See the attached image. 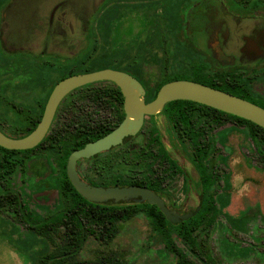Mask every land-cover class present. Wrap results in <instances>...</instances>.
Listing matches in <instances>:
<instances>
[{
  "label": "rangeland",
  "instance_id": "obj_1",
  "mask_svg": "<svg viewBox=\"0 0 264 264\" xmlns=\"http://www.w3.org/2000/svg\"><path fill=\"white\" fill-rule=\"evenodd\" d=\"M102 1L55 0L56 3L66 2L71 11L69 18L60 24V29L67 31L66 43L62 36L59 37L56 34L57 55L63 56L64 49L70 47L72 60L80 59L86 55L84 52L93 50L96 46L98 53H93V57L101 62L104 58H112L113 60L105 62L109 66L115 63L114 60L124 56V53L119 52L122 46L118 42L107 43L103 37L101 40L100 36L92 42L91 36L89 38V24L92 29L94 10ZM182 2L183 5L180 8L184 31L203 49H210L211 43L216 41L214 31L226 18L232 21L234 33L240 31L241 34L253 38L256 29L264 32L263 11L242 15L236 7L229 4L230 0H182ZM28 3L31 4L30 1ZM24 25L30 28L31 23L28 20ZM140 28V26L135 27V35L131 43L134 45V52L137 51L136 47L143 45V48L131 67L148 89L154 88L166 74L172 75L171 78L175 80L192 78L190 69L186 65L196 59L199 62L201 59H198L196 55H194L195 58H189L186 55L182 57L183 61L180 64L171 66L172 55L165 49L169 44L155 36L152 25L149 26L150 29L152 28L151 32L146 31L141 37L137 34ZM184 31H178L175 37L177 42L184 39L182 35ZM128 44L124 45L128 46ZM38 50L34 49V51ZM105 50L108 53L105 54ZM216 51V58L205 60L214 69L233 68L251 71L264 65V48L251 59L246 56L231 58L218 47ZM151 53L159 57L160 63L151 59ZM147 58H150V61ZM18 80H9L8 83L13 84L12 88L3 91L7 100L16 103L22 101L15 86ZM252 88L264 99V78L254 79ZM25 98L29 99V97ZM4 105L0 106V114L11 119L15 118V111L5 108ZM107 114L108 112L104 110V115ZM228 121L214 131L211 140L213 149L205 160L222 176V179L216 181L208 193L213 194L219 214L212 228L198 230V239L205 242L212 254L225 264H264V158L258 153L248 133V127L233 120ZM154 126L160 132L171 155L185 168L190 183L187 195L182 194L180 193L182 181L178 178L169 185L167 194L172 197V200L166 199L170 205L177 203L175 205L177 212L192 210L200 204L197 170L184 152L177 148L170 129L171 122L168 121L164 111L145 118L144 126H142L144 136ZM184 149L191 154V142H185ZM63 154L62 150L50 148L34 151L25 159L26 169L18 168L10 177L11 190L28 202L31 210L41 217H48L65 207L66 201L60 182L62 175L60 158ZM2 160L3 154L0 152V165ZM81 164L84 166L85 162ZM2 189L0 183V191ZM118 227V233L109 241H102L90 235L80 252V258L94 259L98 249H101L117 251L120 256L135 264H173L175 262L176 255L165 247L161 234L153 230L147 215L138 213L120 222ZM173 236L180 246L185 247L175 232ZM51 247L47 239L19 221L12 210L5 208L1 212L0 264H38V258Z\"/></svg>",
  "mask_w": 264,
  "mask_h": 264
},
{
  "label": "flooded vegetation",
  "instance_id": "obj_2",
  "mask_svg": "<svg viewBox=\"0 0 264 264\" xmlns=\"http://www.w3.org/2000/svg\"><path fill=\"white\" fill-rule=\"evenodd\" d=\"M27 1H30L31 4H29ZM106 2H108V0H103L102 2L97 4L94 10V15L92 17L94 21V27L91 29L89 24L88 35L89 38L91 36L92 42L98 36L101 37V40L102 37L104 39V31L102 29L104 23L96 18V16L101 15L103 11H105L104 9L100 10V8H102ZM178 2L179 5L175 13L176 19L179 22V26H182L179 31H184V27L181 21L182 9L180 8L182 7L183 2L182 0H178ZM163 4L165 5V1L139 0L138 2L137 0H111V2L107 5H112V18H104L105 23L110 25L112 28L108 41L110 42L111 38L115 39L116 34L118 35V33L122 31L124 42L120 44L122 47L119 49V52L125 47L128 48V52L134 54V45H132L133 43H131V39L135 35V27L137 28L138 26H142L135 23L136 18L138 16H141L146 23V28L142 34L146 33V31L149 30L151 32L152 28L150 29L149 26L152 25L153 22L152 15L157 12H159V14L163 13ZM229 4L233 7H238L237 3H232L230 1ZM136 5H138L139 7L138 10L136 9ZM70 12V8L68 9L66 2L56 3L55 0H47V2H45V0H21V2L20 0H4V2H0V106L2 104H5V108H11L15 111V118L12 119L4 116L3 114H0V129L3 132L4 129L10 130L13 127V124H17V127L24 132H27L28 130H30L31 132L41 120L48 98L57 82L72 74L90 72L85 70L86 65H84L83 63L87 64L88 59L98 60L93 57V53H98L96 51V46H94L96 50L84 52V54L86 55H84L80 59L72 60L70 47L64 49L65 53H63V56L56 54V34L59 37L62 36L64 38V43H66L65 41L67 31L66 29L61 30L60 24L64 23L67 20L66 18H69V16L71 15ZM259 13L262 12L259 11ZM111 14H109V16ZM28 20L31 23L30 28H26L24 25V23H26ZM149 20H151L150 24ZM231 23L232 21L226 18V20H223L221 22V26L219 28H216V30L214 31L216 41L211 43L212 46L210 47V49H203L202 47H200L197 41H195L193 38L188 37L185 31L184 33L182 32L184 39H182V41L180 42H177V39L175 38L178 33L177 31L174 35L162 39L167 44H169L167 47H165L166 52L173 55L175 51L180 55L181 58L186 55H188L187 57L189 58H195L194 55H196L198 59H201L204 63H206L205 60L212 57L216 58V47H218L219 50H222L225 54L231 56V58L246 56L250 59L253 58L255 54L259 53L262 48H264L263 31H258L256 29L254 37L251 38L245 34H241L240 31L239 33H234ZM260 27H258V29L262 28ZM140 30L141 28L139 29L137 34H139ZM126 43H129L128 46L124 45ZM34 49L39 50L34 51ZM125 71L134 75L128 70ZM14 79H19V82L15 84V86L19 91L18 95L22 99V101H19L20 103H16L12 100H7V97L3 92L12 88L11 85L13 84H9L8 82L9 80ZM138 79L143 84L147 94L148 90L150 89L146 87V85L140 78ZM104 86L106 85L97 81L76 87L75 89L67 93L57 107L47 134H49L50 130L53 128L54 123L57 120L58 109L61 106L67 104L69 109H67V111H64V121L70 122L80 119L88 121L89 124L96 125V123L100 122L105 117L104 110L108 112V117L112 118V120L116 119L117 114L115 106H117L118 116H121L123 120L125 117L124 96L120 87L117 84H111V86H113L114 88H116L117 86L121 91V94L123 96L121 105L115 101V99L119 95L117 91L109 93L110 95H114L115 97L109 95V97L107 98L103 97L105 94L103 91ZM257 93L259 94V92ZM259 96L261 95L259 94ZM25 97H29V99L26 100ZM104 105H106L107 107H104ZM121 106L123 114L121 111ZM162 111L167 114L168 121L171 122L170 129L177 148L182 150L188 160L192 163V158L194 157V154L198 152V148L193 145L191 139L197 137L202 138V141L199 142V145H201L199 153L206 154V157L204 159L205 161L211 154V151L213 149L211 140L214 131L229 122V119L227 120V118L223 116V118L225 119L224 123L220 124L219 126H215L213 111L207 110L202 106H197L194 109V111L192 112V119L187 123L181 122L178 124L177 122H172V120L168 116L167 111H165V109H163ZM34 123L35 126H33ZM142 126H144V123ZM152 129H155V131H152ZM152 129L146 136H144V132L142 131L141 127V129L135 135L125 137L121 144L114 146L107 151L100 152L92 156L91 158L79 159L76 163V169L80 177L84 181L95 186H144L142 184L135 183L137 177L144 178L147 183L154 184L155 186L159 185L161 187L160 192L153 189L152 190L157 192L165 200L167 206H169L171 209L176 210L175 205L177 203L174 202V205H170V203L166 199L168 198L172 200V197L167 194L169 185L180 178L182 181L180 193H185V195H187L190 184L189 179L187 177L185 168L181 166L180 162L175 157H173L167 149L160 136V132L155 126ZM156 135L160 140V144H157V142L154 140V137ZM140 139L144 140L141 142L139 141ZM187 141L191 142L192 144L191 154H188L184 149V144ZM43 148L44 147H39L35 151ZM161 150L165 152H161ZM160 153H162L161 156H163L164 153H167L170 158L174 159L178 166L181 168L183 174L179 175V177L176 179H172L171 176L168 175V171L166 169V159L161 157ZM83 161L85 162L84 166H82L81 164ZM197 176L198 185L200 187V175L198 171ZM219 179H222V176L218 175L215 182ZM208 195H211L214 198L212 193ZM122 202L144 203L146 201L139 202L135 199H132L115 202L111 200L106 203L98 204H116ZM198 206H200L201 208L200 204ZM198 206L187 212L194 211ZM61 228L64 230L65 227L62 226Z\"/></svg>",
  "mask_w": 264,
  "mask_h": 264
},
{
  "label": "trees",
  "instance_id": "obj_3",
  "mask_svg": "<svg viewBox=\"0 0 264 264\" xmlns=\"http://www.w3.org/2000/svg\"><path fill=\"white\" fill-rule=\"evenodd\" d=\"M155 1H165V5H162L163 13L159 14V12H157L152 15V26L155 36L165 39L174 35L182 28V26H179L175 14L179 2L178 0ZM230 1L238 4L237 10L241 14L255 13L257 10L264 12V0ZM0 2H4V0H0ZM110 2L111 0H108V2L100 8V10L104 9L105 11H103L101 15L96 16V18L104 23L102 29L104 31L103 35L105 42H109L108 40L112 29L111 26L104 21V18H112V5H107ZM138 8V5H136L137 10ZM109 14L111 15L109 16ZM135 23L142 25L140 26L141 30L138 34L141 36L146 28V23L141 16L136 18ZM123 38L122 31H120L118 35L116 34L115 39L111 38L110 41L121 44L124 42ZM142 48L143 45L141 47H136L137 51L132 54L128 52V48L124 47V49L120 51L124 53V56L118 60H114L115 63L111 66L106 65L105 62L113 60L112 58H104L102 62L100 60L88 59L87 64H83L86 65V71L112 67L128 70L139 78L137 72L133 70L131 65L136 61ZM93 50H96V48H93ZM104 53L106 54L108 51L105 50ZM144 59H146V57ZM151 59L156 63H160V59L155 53L152 54ZM147 60L150 61V58H147ZM171 60V66H175L178 63L180 64L181 61H183L180 55L175 51ZM196 60H192V63L186 65V67L190 69V75L192 77L188 80L197 81L233 93L264 107V99L252 88L254 79L264 78V65L251 71L233 68L229 70H220L214 69L211 65L204 63L203 60L199 62ZM171 77L172 75L166 74L164 79L154 88L148 90L146 101L152 100L156 96L160 86L164 83L175 80ZM98 82L106 85L103 87L105 93L103 96L104 98L114 96L109 93L117 91L119 95L115 101L120 105L122 104L123 96L120 89L117 86L116 88L111 86V84L116 85L114 82ZM197 106H202L207 110L213 111L215 126L224 123L225 119L223 116H225L227 120H233L247 126L248 133L252 137L258 153L264 158V128L250 120L225 113L219 109L191 100H174L168 102L164 109L167 111L172 122H177L179 124L181 122L187 123L191 121L192 112ZM104 107L107 106L104 105ZM67 109H69L68 104L58 109L57 120L53 128L41 143L34 148L14 150L0 146V152L3 154V160L0 165V183L3 187L0 191V214L5 208H9L14 212V216L19 221L28 225L36 234L44 237L51 243V249L38 258V264H135L120 256L119 253L114 250L106 251L98 249L94 259L91 260H82L79 255L90 235H94L102 241H109L118 233V224L121 221L128 220L138 213H143L150 218L153 230L161 234L165 247L176 255V260L173 264H225L212 254L205 242L198 239V230L200 228H205L206 230L212 228L219 214L214 198L211 195L207 196L219 174L215 168L204 161L206 154L199 153L201 148L199 142L202 141V138L197 137L191 139L193 145L198 148V152L194 154L192 161L200 175L201 208L193 217L175 224L170 222L156 205L147 202L98 204L86 200L77 192L66 174V162L70 152L76 148L82 147L86 142L108 133L117 126L122 120V117L118 116L117 106H115L117 114L116 119L112 120V118L105 115L96 125L89 124L88 121L80 119L68 122L63 119L64 111H67ZM121 111L123 114L122 106ZM17 126V124H13L10 130L4 129V132L15 137H20L30 132V130L24 132ZM33 126H35V123ZM152 131H155V129H152ZM154 140L157 144H160L157 135L154 137ZM39 147L54 148L64 152L60 158V163L62 165L60 182L66 205L63 209L46 218H42L35 214L30 209L28 203L10 188L11 175L15 173L18 168L26 169L25 159L27 155L34 152ZM161 152L165 151L161 150ZM161 155L162 153H160V156ZM161 157L166 159V169L168 175L171 176L172 179H176L179 175L183 174L176 161L170 158L167 153H164ZM135 183L142 184L158 192L161 190L159 185L155 186L154 184L147 183L144 178L137 177ZM62 226L65 227L64 230L61 228ZM174 232L183 241L185 247L180 246L176 242L173 236Z\"/></svg>",
  "mask_w": 264,
  "mask_h": 264
},
{
  "label": "water",
  "instance_id": "obj_4",
  "mask_svg": "<svg viewBox=\"0 0 264 264\" xmlns=\"http://www.w3.org/2000/svg\"><path fill=\"white\" fill-rule=\"evenodd\" d=\"M97 81H112L117 84L124 96V119L105 135L87 142L73 150L66 162V174L79 194L89 201L106 203L135 199L156 205L172 223H180L193 217L200 209L179 213L167 206L165 200L155 191L141 185L95 186L84 181L76 163L81 158L107 151L121 144L125 137L135 135L147 116L161 112L168 102L191 100L250 120L264 128V107L233 93L188 79H176L164 83L156 96L145 100L146 90L138 78L131 73L116 68H102L90 72L69 75L61 79L53 88L46 103L41 120L27 135L15 137L0 129V146L7 149L25 150L37 146L46 136L55 112L63 97L76 87Z\"/></svg>",
  "mask_w": 264,
  "mask_h": 264
}]
</instances>
